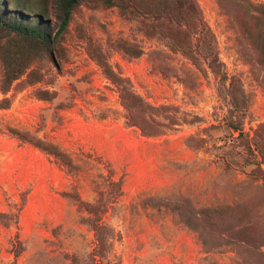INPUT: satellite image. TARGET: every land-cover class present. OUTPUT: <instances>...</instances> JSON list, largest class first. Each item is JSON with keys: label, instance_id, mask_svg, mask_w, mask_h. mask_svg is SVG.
Returning <instances> with one entry per match:
<instances>
[{"label": "rangeland", "instance_id": "1", "mask_svg": "<svg viewBox=\"0 0 264 264\" xmlns=\"http://www.w3.org/2000/svg\"><path fill=\"white\" fill-rule=\"evenodd\" d=\"M4 1L58 31V0ZM38 52L0 31V264H264V0H83ZM3 57L24 67L8 92ZM107 69L161 108L160 134Z\"/></svg>", "mask_w": 264, "mask_h": 264}, {"label": "trees", "instance_id": "2", "mask_svg": "<svg viewBox=\"0 0 264 264\" xmlns=\"http://www.w3.org/2000/svg\"><path fill=\"white\" fill-rule=\"evenodd\" d=\"M83 0H58V19L60 21L59 29L55 33L49 28L50 24L45 19V12L41 13L35 18H30V16L24 13L12 12L8 6V4L4 0H0V31L7 32L14 37L22 38L26 41L31 42L35 49L38 52L39 61H44L47 56L51 57V48L56 43L58 37L67 30L72 13L75 7ZM189 9L197 11L195 6L190 5ZM210 38H212L210 36ZM206 40V36H204ZM184 53L188 56L191 55V51H184ZM3 74L1 80V86L4 92H8L9 88L12 84L23 74L24 67L17 61H13L8 57H3ZM210 68L218 74L221 80L228 79V75L223 72L222 63L219 60L218 55H214L210 60ZM107 75L119 85L121 89V97L123 99V104L128 113V119L133 124L141 127L142 131L148 135H158L161 132V128L159 124L154 120L156 112L161 110L160 107L156 108L146 102L141 96L136 95L134 92L127 87L129 85L128 81L115 74L113 71L106 70ZM233 80V78H232ZM234 87V83L232 84ZM7 100H5L6 102ZM240 102H245L244 99L239 100ZM172 125H178L180 119L173 118ZM228 127L233 132H239V137L244 136V131L242 128V121L240 118L233 117L228 122ZM38 145L42 146V143ZM44 148L49 152L55 155L58 159L63 161L68 166H71V162L67 158V155L54 146L45 145ZM111 186H115L118 189V192L122 194V182H112ZM100 198H102L103 192L99 193ZM74 198V196H72ZM81 207H85V204L80 200H77ZM102 199H99L95 205L88 206L89 214L92 215L93 226L96 230H99L101 226V216L105 213V211L101 210ZM0 217H4L0 214ZM14 253L16 258H18L23 251V244L20 240L16 241L14 244ZM17 264V263H15Z\"/></svg>", "mask_w": 264, "mask_h": 264}]
</instances>
